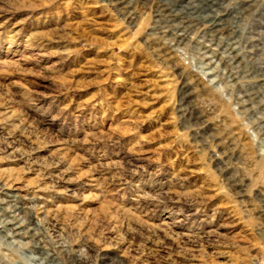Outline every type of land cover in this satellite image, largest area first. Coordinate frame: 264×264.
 Masks as SVG:
<instances>
[{
	"label": "rangeland",
	"instance_id": "obj_1",
	"mask_svg": "<svg viewBox=\"0 0 264 264\" xmlns=\"http://www.w3.org/2000/svg\"><path fill=\"white\" fill-rule=\"evenodd\" d=\"M249 4L183 42L158 0H0V199L41 238L0 236V264H264ZM213 34L237 39L235 63L206 58Z\"/></svg>",
	"mask_w": 264,
	"mask_h": 264
},
{
	"label": "bare ground",
	"instance_id": "obj_2",
	"mask_svg": "<svg viewBox=\"0 0 264 264\" xmlns=\"http://www.w3.org/2000/svg\"><path fill=\"white\" fill-rule=\"evenodd\" d=\"M158 2L159 9L156 10L158 21L169 20L177 32L167 31V33L183 42L188 37V35L186 36L187 31L193 26L204 25L210 32H218L232 23L231 18L236 19L242 13H246L250 6L249 0H158ZM229 4L232 6L228 7ZM164 11L168 12L165 13ZM209 38L210 45H205V52L210 54L206 56L207 59L214 57L223 65H226L223 63L225 60L230 61V63L237 61L239 58L237 39L233 36L223 37L214 34L210 35ZM212 45H215V48H212ZM207 64L212 66V61ZM260 70L264 72V66L260 65ZM4 194L6 198L14 197L10 193ZM4 203L5 199H0V236L11 239V242L16 240L12 237H30V240L33 239L32 241L38 244L41 241L39 230H33L30 227L28 230H24L26 225L20 222L18 218L20 214L26 213L28 207L23 204L18 205L14 207L12 212H9ZM6 217H10L11 220L7 221ZM17 241L21 242L20 240ZM43 255L40 258L37 257V261H35L37 264H53L52 260H48L49 254L43 252Z\"/></svg>",
	"mask_w": 264,
	"mask_h": 264
}]
</instances>
